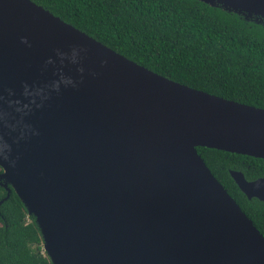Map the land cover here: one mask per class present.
Here are the masks:
<instances>
[{
  "label": "water",
  "instance_id": "1",
  "mask_svg": "<svg viewBox=\"0 0 264 264\" xmlns=\"http://www.w3.org/2000/svg\"><path fill=\"white\" fill-rule=\"evenodd\" d=\"M201 1L264 21V0ZM197 146L264 159V109L170 80L31 0H0V185L52 264H264V235ZM229 173L264 201V177Z\"/></svg>",
  "mask_w": 264,
  "mask_h": 264
},
{
  "label": "trees",
  "instance_id": "2",
  "mask_svg": "<svg viewBox=\"0 0 264 264\" xmlns=\"http://www.w3.org/2000/svg\"><path fill=\"white\" fill-rule=\"evenodd\" d=\"M164 77L264 109V21L201 0H31ZM212 174L264 235V201L248 199L229 171L264 177V159L196 147ZM0 185V264H52L33 215Z\"/></svg>",
  "mask_w": 264,
  "mask_h": 264
}]
</instances>
